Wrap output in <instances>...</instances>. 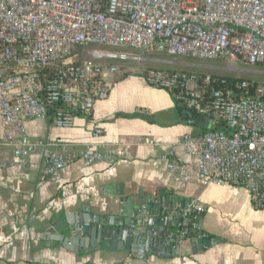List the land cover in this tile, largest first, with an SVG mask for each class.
Masks as SVG:
<instances>
[{
  "label": "built area",
  "instance_id": "1",
  "mask_svg": "<svg viewBox=\"0 0 264 264\" xmlns=\"http://www.w3.org/2000/svg\"><path fill=\"white\" fill-rule=\"evenodd\" d=\"M88 48L264 66V0H0V147L11 149L14 166L27 167L42 155L45 175L58 180L71 163L63 145L33 141L25 125L51 118L55 128L70 130L77 117L90 120L96 104L109 98L120 66L105 60L129 58L94 50L87 62H70ZM144 78L212 120L211 129L170 149L171 174L189 180L192 168L180 160L182 152L197 160L204 186L246 190L254 208L264 211V82L220 85L209 77L199 86L194 76L161 70ZM103 133L96 125L92 135L100 140ZM119 157L98 144L81 153L85 170ZM205 211L188 203L184 224Z\"/></svg>",
  "mask_w": 264,
  "mask_h": 264
},
{
  "label": "crops",
  "instance_id": "2",
  "mask_svg": "<svg viewBox=\"0 0 264 264\" xmlns=\"http://www.w3.org/2000/svg\"><path fill=\"white\" fill-rule=\"evenodd\" d=\"M172 59L167 64L175 66ZM184 110L177 94L147 84L144 77L117 76L109 98L96 104L90 120L77 117L73 129H57L51 118L28 122L29 138L60 143L71 163L52 180L45 175L42 155L19 167L13 165L11 149L0 147V264H264V211L254 208L248 191L204 186L197 160L182 152L180 160L192 168L189 180L169 171L165 157L170 149L184 136L207 130ZM96 125L104 131L100 140L92 135ZM90 144L114 149L119 161L85 170L81 153ZM161 192L203 205L206 211L193 223L195 230L221 242L194 254L187 240L176 257L147 252L137 258L107 247L75 254L50 239L62 234L66 216L83 208L95 216H114L120 194L137 201L139 194Z\"/></svg>",
  "mask_w": 264,
  "mask_h": 264
},
{
  "label": "water",
  "instance_id": "3",
  "mask_svg": "<svg viewBox=\"0 0 264 264\" xmlns=\"http://www.w3.org/2000/svg\"><path fill=\"white\" fill-rule=\"evenodd\" d=\"M184 115L194 119L196 125L209 130L212 120L197 112L184 110ZM119 212L114 216H95L88 208L66 216L62 234L50 239L66 250L78 254L99 251L107 247L111 251H125L142 258L147 252L176 257L180 243L189 240L194 254L203 252L221 242L208 239L195 230L192 220L182 217L186 202L161 192L158 196L139 194L134 197L119 196ZM198 230L200 227L198 225Z\"/></svg>",
  "mask_w": 264,
  "mask_h": 264
},
{
  "label": "rangeland",
  "instance_id": "4",
  "mask_svg": "<svg viewBox=\"0 0 264 264\" xmlns=\"http://www.w3.org/2000/svg\"><path fill=\"white\" fill-rule=\"evenodd\" d=\"M94 50L116 57L127 56L129 58L125 63L117 62L116 59L105 60L107 65L118 64L120 66L118 78L141 77L139 74L141 70H161L165 72H182L194 76L199 82H197L199 86L209 77H227L264 82V66L247 67L241 64H232L224 59L200 61L190 57L174 58L177 62L175 66H171L167 63L173 59L165 54L124 49L88 48L78 50L70 62L85 63L90 59V54Z\"/></svg>",
  "mask_w": 264,
  "mask_h": 264
},
{
  "label": "trees",
  "instance_id": "5",
  "mask_svg": "<svg viewBox=\"0 0 264 264\" xmlns=\"http://www.w3.org/2000/svg\"><path fill=\"white\" fill-rule=\"evenodd\" d=\"M146 72L145 70H141L140 71V76L141 77H144L146 75ZM169 73H177V72H169ZM213 80H216V83L217 84H222L223 82H225V84H228V85H231V84H236V83H239L241 82L242 80L241 79H236V78H227V77H211ZM199 83V82H198ZM183 109V108H182ZM207 131V130H206ZM205 131V132H206Z\"/></svg>",
  "mask_w": 264,
  "mask_h": 264
}]
</instances>
